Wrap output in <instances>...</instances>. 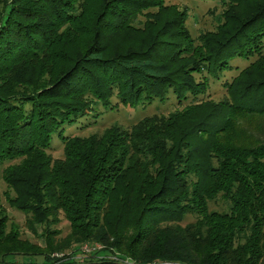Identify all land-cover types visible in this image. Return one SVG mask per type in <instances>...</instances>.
<instances>
[{
	"label": "trees",
	"instance_id": "obj_1",
	"mask_svg": "<svg viewBox=\"0 0 264 264\" xmlns=\"http://www.w3.org/2000/svg\"><path fill=\"white\" fill-rule=\"evenodd\" d=\"M222 3L193 36L187 9L164 0H0V163L18 159L1 177L45 242L7 228L0 204V264H262L264 0ZM235 56L250 60L222 79ZM210 77L224 97H205ZM171 96L173 110L129 127L65 132ZM85 240L104 245L52 254Z\"/></svg>",
	"mask_w": 264,
	"mask_h": 264
},
{
	"label": "rangeland",
	"instance_id": "obj_2",
	"mask_svg": "<svg viewBox=\"0 0 264 264\" xmlns=\"http://www.w3.org/2000/svg\"><path fill=\"white\" fill-rule=\"evenodd\" d=\"M165 3H170L176 5L178 8H186L188 11V16L186 20V24L190 29V32L193 36H196L201 31L207 29H213L216 24L218 23L220 13L224 7L222 0H164ZM250 58H245L242 56H235L231 63L233 68L230 70L225 71L220 76L222 79L229 78L233 74L238 71L239 67L244 66L248 63ZM222 79H213L210 77V86L205 94L207 98H213L215 100L220 99L226 95V89L222 84ZM178 106V103L175 101L174 97H168L165 100L155 99L150 104H137L134 106L130 105H119L117 109L108 108L96 117L95 122L87 123V125L82 127L81 121L83 119H79L76 123L72 126H67L65 128V132L69 133H76L80 135H87L93 132H101L105 127L111 125L112 123H118L122 126L129 127L136 121H138L144 115H149L152 113H168L169 111L173 110L175 107ZM99 109V108H98ZM103 110V108H100ZM93 119L90 116V121ZM52 145L48 149V152L53 157H62L63 156V149H62V142L58 138L57 134H53L52 136ZM18 159H12L4 161L0 163V204L4 208L5 213L8 216L7 228L11 225L18 228L21 237L28 238L33 242H37L41 245H45L44 239L40 236V233L44 227L42 224H31L28 220L29 214L25 213L19 209H15L12 207L7 199L6 194L9 192L11 193L3 181L1 177V170L2 168L12 162H16ZM211 208L221 209L222 203H211ZM60 221L54 225L55 228L59 229V233H57L54 237L56 241H63L66 235L70 231V224L69 221L66 219L64 214L60 213ZM194 216L192 214H188L181 222L186 223L187 221L193 220ZM34 227V230L31 227ZM85 243L89 244H96L100 248L104 244L99 240H85L83 242H72L70 246L66 247L63 251H54L52 254L55 256H62L64 258L72 259V255H68L72 253V250L77 246V250L84 251ZM94 250V249H92ZM91 250V251H92ZM37 262H41V256H33L31 258ZM29 257L27 256H16L12 264H30ZM7 264V263H6ZM11 264V263H8ZM55 264V262L53 263ZM152 264V263H151ZM264 264V259L262 261Z\"/></svg>",
	"mask_w": 264,
	"mask_h": 264
},
{
	"label": "built area",
	"instance_id": "obj_3",
	"mask_svg": "<svg viewBox=\"0 0 264 264\" xmlns=\"http://www.w3.org/2000/svg\"><path fill=\"white\" fill-rule=\"evenodd\" d=\"M96 247H98V245L96 244H89V243H85V246H84V251H91L92 249H95ZM154 263V262H153ZM152 263V264H153ZM172 262H169V261H163V264H171ZM179 264V263H177Z\"/></svg>",
	"mask_w": 264,
	"mask_h": 264
}]
</instances>
